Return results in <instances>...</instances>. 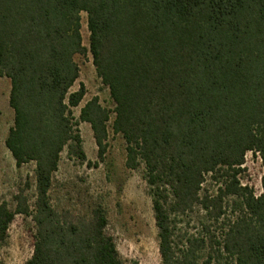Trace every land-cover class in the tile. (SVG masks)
Listing matches in <instances>:
<instances>
[{
	"label": "trees",
	"instance_id": "16d2710c",
	"mask_svg": "<svg viewBox=\"0 0 264 264\" xmlns=\"http://www.w3.org/2000/svg\"><path fill=\"white\" fill-rule=\"evenodd\" d=\"M87 53L114 110L94 97L76 120L75 57ZM3 77L5 146L17 168L34 164L35 200L32 211L0 204V246L15 215L31 216L25 264H124L101 207L74 216L49 199L61 153L86 160L79 122L104 159L111 113L125 166L148 187L160 264H264V0H0ZM248 153L263 168L259 194L240 182Z\"/></svg>",
	"mask_w": 264,
	"mask_h": 264
},
{
	"label": "rangeland",
	"instance_id": "374dc122",
	"mask_svg": "<svg viewBox=\"0 0 264 264\" xmlns=\"http://www.w3.org/2000/svg\"><path fill=\"white\" fill-rule=\"evenodd\" d=\"M82 44L88 48L89 32L87 15L81 14ZM79 78L71 88L77 91L80 84L85 88V96L77 108L72 109L78 120L80 109L94 97L110 112L114 103L109 90L101 84L92 63L90 53L76 56ZM10 80L0 78V204L6 203L14 211L18 198L24 200L33 210L35 200L34 164L17 168L15 161L5 146V139L13 127L14 112L9 106ZM114 114L108 123L107 148L104 159L98 158V148L88 123L79 122L78 130L86 156L84 162L69 158L66 151L60 156L58 169L53 174L49 191L50 204L59 212H69L74 216H84L99 206L107 216L108 231L113 236L124 264H160L158 237L155 226L151 198L143 179L142 169L129 170L125 166L126 150L120 135L113 134L111 125ZM244 171L239 175L240 182L259 194L263 175L261 162L256 154L248 153ZM204 189L213 191L209 181ZM183 223L182 232L192 234L196 222ZM34 222L31 216L15 215L9 227L8 238L0 246V264H25L33 250Z\"/></svg>",
	"mask_w": 264,
	"mask_h": 264
}]
</instances>
